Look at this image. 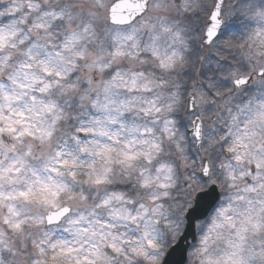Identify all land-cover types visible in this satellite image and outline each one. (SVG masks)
<instances>
[{"label":"snow or ice","instance_id":"1","mask_svg":"<svg viewBox=\"0 0 264 264\" xmlns=\"http://www.w3.org/2000/svg\"><path fill=\"white\" fill-rule=\"evenodd\" d=\"M98 4L103 7L100 0ZM145 7L146 4L136 5L138 11ZM155 7L173 10L176 17L190 22L196 18L199 24L185 25L180 19L176 25L169 26L167 18L161 19L163 31L169 33L180 48L171 55L165 53L160 67L167 71L176 65H186L188 71L183 74L189 75L193 83L189 86L179 75L167 89L164 107L152 102L151 110L157 116L166 113L160 121V139L142 140L146 145L143 151L123 154L125 162L142 157L152 165L139 173L138 198L126 197L121 192L107 195L98 206L110 210L107 217L98 215L97 210L74 216L68 207H62L48 215V227L43 231L41 218H32L34 233L27 229L21 213L10 206L9 216L0 220V264H177L175 253L183 239V235L177 239L180 225L191 224L194 218H199L208 206L212 189L217 187V182L211 179L215 161L219 159L217 147L231 157L221 170L228 186L237 189V194L230 198L237 206L230 204L220 210L223 223L213 221V231L227 225L232 233L223 254L206 257L207 264H264V245L257 247L250 242V236L264 230V146L253 151L257 129H264V64L248 69L253 59L261 55L259 50L264 49V3L251 0L237 7L228 5L226 0H212L209 6L200 5L198 0H173L172 4L157 0ZM23 11H34L37 16L43 12L34 25L38 31L46 28L51 31L65 20L72 23L75 19L68 7L53 6L49 10L33 0L26 6L22 0L0 4V18H8L7 23H0V39L19 35L21 45L31 44L27 49L29 56L39 49L40 43L34 37L29 39L27 29L18 31L22 24L17 17ZM237 16L246 17L248 24H255L254 28L247 29L243 41L228 31ZM111 19L114 24L126 22L119 17L117 7L113 8ZM79 38L80 33L73 31L67 35L66 43L70 45ZM218 41L222 48L216 47ZM214 47L215 53L205 55V49ZM224 51H233L239 59L234 55L229 61ZM152 53L161 55L155 45ZM3 62L0 58V64ZM3 88L0 84V91ZM213 108L215 117L223 118L228 125L226 129L221 131L215 127L216 119L208 115ZM72 120L76 123L69 129L74 132L68 136L69 144L79 143L78 138L86 139L93 132L104 135L100 121L81 123L87 120L83 115L70 116L69 121ZM24 163L22 157L14 159L11 172L20 173ZM58 166H68L67 161L60 160ZM49 170L55 171V168ZM3 171L0 164V178ZM106 179L104 175H96L92 182L101 184ZM254 195L256 199H252ZM18 196L27 199L29 193L20 191ZM113 201L116 202L114 207ZM42 202L56 207L55 200ZM229 212L232 214L228 215ZM64 219H67L62 229L65 235H58L53 225ZM9 234H14L19 243H14ZM216 235L217 238L222 236L218 232ZM170 238L176 242L170 245ZM208 240V236L201 240L195 255L207 252Z\"/></svg>","mask_w":264,"mask_h":264},{"label":"clouds","instance_id":"2","mask_svg":"<svg viewBox=\"0 0 264 264\" xmlns=\"http://www.w3.org/2000/svg\"><path fill=\"white\" fill-rule=\"evenodd\" d=\"M14 2L16 0H0L4 4ZM28 2L22 0L25 6ZM33 2L49 10L53 6L68 7L75 15L72 23L65 20L51 31L47 28L38 31L34 25L43 12L37 16L34 11H23L17 17L22 24L18 31L27 29L29 39L34 37L40 43L31 56L27 52L31 44L21 45L19 35L0 39V58L4 61L0 64V84L4 85L0 91V164L4 169L0 178V220L9 216L11 206L21 213L27 229L34 233L32 218H41L43 231L48 227V215L62 207H68L74 216L97 210L98 215L107 217L110 210L98 207L107 195L121 192L126 197L138 198L139 173L152 165L142 157L125 162L123 154L143 151L146 145L142 140L160 139V121L166 113L157 116L151 110L152 102L164 107L167 89L186 65H176L167 71L160 67L165 53L171 55L180 48V44L163 31L161 19L167 18L169 26L176 25L180 19L173 10L156 8L157 0H100L103 7L98 0ZM167 2L172 4L173 0ZM257 2L264 3V0ZM138 4L147 7L138 11ZM227 4L240 6L237 0ZM114 7L125 23H113ZM28 19L32 22L28 23ZM254 27L255 24L247 22V27L237 37L243 41L247 29ZM73 31H78L80 38L69 45L67 35ZM154 45L160 56L153 55ZM259 51L261 55L248 65L249 70L264 64V49ZM79 115L87 117L81 123L100 121L104 135L93 132L86 139L78 138L79 143L69 144L68 136L74 135L69 129L76 123L75 120L70 122L69 117ZM218 123L223 129L228 127L223 118L218 119ZM255 140L253 151L264 146V129H257ZM57 152L61 154L59 157ZM216 154L219 159L215 161L211 179L217 182V187L212 189L208 206L199 218H194L191 224L180 225L177 239L181 235L183 239L175 253L177 264H207L206 257L223 254L232 233L227 225L213 231L214 220L224 222L220 210L230 204L237 206V202L230 199L237 194V189L228 186L221 170L231 157L220 147L216 148ZM21 157L24 167L14 174L10 165ZM60 160L67 161L68 166H58ZM51 168L55 171H50ZM96 175L107 179L95 184L92 178ZM20 191L28 192V198H20ZM54 192L59 195L53 196ZM44 200H55L56 207L46 206ZM66 225L67 219H64L53 227L58 235H65L62 229ZM217 232L222 234L221 238H217ZM205 236L209 237L207 252L195 255ZM12 237L14 239L15 235ZM175 242L170 238V245ZM250 242L257 247L264 245V230L250 236Z\"/></svg>","mask_w":264,"mask_h":264},{"label":"flooded vegetation","instance_id":"3","mask_svg":"<svg viewBox=\"0 0 264 264\" xmlns=\"http://www.w3.org/2000/svg\"><path fill=\"white\" fill-rule=\"evenodd\" d=\"M198 2L202 6H209V5H211L212 0H198ZM228 2H230V0H226V3H228ZM248 2H251V0H237L238 5H243V4L248 3ZM180 19L183 20V23L185 25H189V23H191V25L193 27H195V26H198V24H199V20H197L196 18H193L191 22L188 20H184L182 17ZM202 19H203V13H201V15H200V20H202ZM246 27H247V21H244L243 17L237 16V18L235 20H233L231 22V24L229 25L228 31L233 36H238L245 30ZM216 47L222 48V45L220 44L219 41L217 42ZM206 50H208V49H205L204 51H206ZM197 55H198V52H197ZM224 55H226L228 57L229 61L232 60V57L234 55H236L237 59H239L238 54L234 53L233 51H224ZM187 71H188V68L186 66L185 72H187ZM180 79L182 82H184V80H185L186 83H188V82H190L191 84L193 83V80L190 78V76L184 75L183 72L180 74ZM253 91H256V88H253ZM211 117L213 119H215L214 115H211Z\"/></svg>","mask_w":264,"mask_h":264},{"label":"rangeland","instance_id":"4","mask_svg":"<svg viewBox=\"0 0 264 264\" xmlns=\"http://www.w3.org/2000/svg\"><path fill=\"white\" fill-rule=\"evenodd\" d=\"M0 4H4V3H0ZM180 18H181V17H179V19H180ZM7 22H8V18H7V17H5V18H0V23H7ZM210 52H211V53H215V52H216V47L204 51L205 55H208ZM184 72H185V70L183 71V73H184ZM184 82H186V81L184 80ZM187 84H188L189 86L191 85L190 82H188ZM215 111H216V109L213 108V109L208 113V115H209L210 117H211V115H214V116H215ZM225 115H226V113H225ZM215 119H216L215 127L221 129V131H222L223 128H222V126L218 123V119H217L216 117H215ZM9 236H10V239H12L14 243H19V241L17 240L16 237L13 239L12 234H9Z\"/></svg>","mask_w":264,"mask_h":264}]
</instances>
